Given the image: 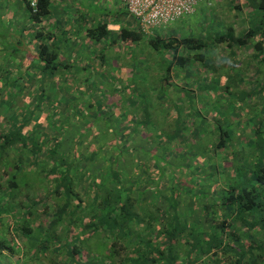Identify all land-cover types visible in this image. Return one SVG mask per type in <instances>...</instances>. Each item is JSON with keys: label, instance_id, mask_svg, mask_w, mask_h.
Segmentation results:
<instances>
[{"label": "trees", "instance_id": "obj_1", "mask_svg": "<svg viewBox=\"0 0 264 264\" xmlns=\"http://www.w3.org/2000/svg\"><path fill=\"white\" fill-rule=\"evenodd\" d=\"M25 1L37 39L42 36L52 14V1L36 0V6L32 5L33 0ZM231 1L234 11L248 15L249 27L235 37L233 26H229L222 35L212 39L213 45L227 44L233 53L234 49L250 46L253 59L264 62V0ZM165 27L157 29V36L153 37L140 29L121 26L113 38L108 24L104 23L89 28L87 35L94 43L105 41L107 47L120 41L131 48L145 39L154 50L171 53L173 59L159 87L164 91L171 85L174 66L185 69L195 62L205 61L202 52L208 43L201 38L158 34ZM53 47L45 43L39 45L35 70H41L46 78H52L62 77L69 73V69L79 67L60 64L59 50ZM97 50L104 60V68L110 61L103 49ZM93 65L101 68V64ZM95 67L87 64L82 71L92 69L93 72ZM116 87L118 85L107 100L120 104L121 96ZM230 88L229 84L224 87L228 97ZM200 89L210 88L203 86ZM71 94L67 95L65 102L53 101L56 109L51 116L45 115L44 109L39 117L32 112L30 121L25 119L22 124L19 120V124L6 127L0 134V151L14 149L18 152V158L13 161L16 171L13 178H6L8 168L0 162V168L3 167L0 174V264H10L7 262L15 257L20 262L21 249L34 251L37 247L44 254L52 249L57 254L60 251L67 259L66 264H84L77 256L85 248L94 246L107 254L106 264H264V110L253 107L247 111L246 126L242 120L234 126L219 116L210 125L209 116H205L200 123L201 131L192 127L190 133L194 137L189 140L198 138L195 145L202 150L195 154L189 148L199 165L195 173H188L194 175L191 181L188 179L192 177L186 173L177 178L187 189L181 192L174 184L170 185V177L159 169L157 183V176L147 173L137 177L135 173L131 174V170H126L127 165H123L127 160L122 155L124 147L128 152L134 150L132 138L136 137V128H133V123L142 120L143 128H146L151 122L147 106L139 118L131 116L120 127L117 124L122 120L121 116L116 119L115 104L111 105L113 112L105 108L112 113L107 118L98 115L93 123L80 124L78 117L75 120L69 114V106L76 102L75 92ZM41 95L45 100L43 91ZM251 96L242 93L239 99L245 103L252 100ZM94 104L88 107L94 109ZM99 105L98 111L106 112ZM232 105L229 106L230 111L238 109ZM39 110L38 106L36 112ZM191 114L189 120L194 124L198 116L193 118ZM49 121L54 126L59 125L54 134L45 133V129H49ZM77 121L80 127L76 128V135L68 138L67 124ZM181 122V115H178L175 126ZM241 132L246 136L239 145L236 136ZM103 135L108 141L106 139V144L97 148L95 144ZM27 162L36 170L37 166H43V177L49 181L45 194L37 199L12 195L21 192V175L23 171L27 172L24 168ZM154 167L158 168L155 164ZM205 169L211 170V174H200ZM145 171L150 172L146 166ZM12 201L20 203V206L11 204ZM6 203L11 205L7 207ZM24 203L38 208L39 218L47 221V236L32 237L34 230L26 220L33 218V212L25 210ZM16 213L24 219H15ZM48 236L52 238L50 243L46 242L50 239L45 238ZM18 237L23 238L21 244H18Z\"/></svg>", "mask_w": 264, "mask_h": 264}, {"label": "rangeland", "instance_id": "obj_2", "mask_svg": "<svg viewBox=\"0 0 264 264\" xmlns=\"http://www.w3.org/2000/svg\"><path fill=\"white\" fill-rule=\"evenodd\" d=\"M86 2H88L90 11L94 13V15H98L97 17L95 16V18H98L100 24L103 21L115 22L116 19H118L119 25L130 29L136 28L135 22L130 21L126 14L123 0H96L93 4L92 0H87ZM243 2L239 0V3ZM231 3V0H206L197 6L192 15L178 19L158 31V34L166 35L167 37H195L208 42L202 52L206 57L205 61H194V64L185 69L174 66L171 71V85L164 91L160 90L159 87L170 67V63L173 59L172 54H166L163 50H154L145 39L133 45L131 48H127L125 43L120 41L113 46L110 45L107 47L106 57L107 60L110 61V64H107L104 68L102 65L101 68H98V65L95 67L93 64H90L95 67V70L86 75L89 81L80 77V79L75 80H67L66 78L65 80L63 79V81L61 80L62 83L59 80L51 82V80L42 79V76L41 79L36 80L33 75L29 74L30 80L28 84L25 80L14 81L12 82V86L11 81L0 82L2 85L0 86V91H2V93H0V118L6 120L2 123L0 122L2 128L0 134L6 129L4 126H6L9 121H12L10 125H17V123L19 124L18 121L22 119L23 124L25 119L30 121L32 112L35 113V117L41 116V114L36 111L38 106L42 109L43 104H45L44 114L51 116L56 109L53 108V101L62 103L68 99L67 95L64 96L67 89L71 90L72 94L75 92L76 95L74 106H69L71 118L76 120L78 117L81 121L80 124H85L86 122L93 123L92 120H96L97 117H99L98 115H101V118H107V116L112 113L108 112L106 109L110 111L112 109L111 105L115 104L110 103L107 99L108 96L113 93V88L118 85L116 90L121 96L120 104H115L113 110L118 113L116 114V119L118 120L121 116L122 121L118 123L117 126H122L123 122L125 120L128 121L131 116L139 118V114H142L145 106L148 108V116L151 120L146 128H143L142 120H136L133 123V128H136V137L132 138V148L134 152H128L124 147L125 151L122 153V155L127 158L125 164H123L124 166H128L126 170H131V174L135 173L137 177L146 175L147 173L155 175L157 176V183L159 181L158 176L160 175L158 171L161 170V173H166V176L170 177L169 182L171 186L174 184L181 192L186 191L187 189L183 188L182 183L179 182L180 180L178 181L177 178L180 177V174L186 173L187 176L192 177L191 179L185 178L186 180L188 179L191 181L193 179L194 175H189L188 173H195V169L199 164L197 163V159L194 158V153L189 152V148L191 151H194L195 154L202 150L195 145L197 142L195 140L198 138L193 139L194 141L189 140L194 137L193 133H190L192 127H196V131H201L200 123L205 116H209L208 124L210 125H213L219 116L223 119H228L234 126H238L240 120H242V124L246 126V119L248 118L247 111L250 112L253 107H256L259 111L264 110V62L260 60L255 61L253 59L250 46H246L243 49H234L235 52L233 53V51L226 47L227 44L220 46L213 45L212 39L217 37V35H222L227 27L233 26L235 37H238L249 27L248 15L246 13L238 14L233 10ZM20 18L21 15L17 12V16L12 23L15 21L19 22ZM8 23L9 22L3 16V9L0 10L1 45L5 43L8 44V39L2 36L3 33H5L4 31ZM14 25H16V23L12 26ZM156 32V30L153 31L149 36L156 37ZM113 36L114 35H112V37ZM9 51L8 48L0 50V71L6 69L7 66L11 67L9 66L10 63H12V67L17 65L15 58L18 57L19 59V50L14 48L10 52ZM95 52L99 53V50H95ZM95 52H93V54ZM233 54H235V56ZM37 65L36 62L31 70H35ZM75 67L76 66H73V68ZM8 69L10 70V68ZM10 77L11 75L6 78L9 79ZM232 82L236 84L240 83V85L237 86ZM33 84L38 87H33L36 89L31 91L30 86H33ZM227 84L231 86L229 97H233V99L225 95L228 94L224 89ZM3 86H5V88H2ZM203 86H209L210 89H200V87ZM37 88H40V90L41 88L47 89V95H52L53 97L49 96L48 99L44 97L45 100H43V96L38 95L36 98L37 95H35V92L38 90ZM54 88H58L61 91H53ZM68 92L70 93V91ZM39 93L41 94V91ZM242 93H246L248 96L252 95V100L248 99L245 103L241 102L239 96H241ZM163 96H165V98H163ZM221 97L224 98L222 99ZM96 100L100 102H95ZM226 103H228L227 106H225ZM89 104H94V109L89 108ZM98 104H101L99 105L100 108L106 110V112L102 110L98 111ZM231 104H233L232 106L235 107V109H238L230 111L229 106H231ZM83 105L84 107H82ZM12 107L15 110L9 112V109ZM227 108L228 110L226 111ZM5 109L8 112L3 114ZM113 110H111V112H113ZM107 112L108 114L105 115ZM178 112L180 113L178 114ZM189 113H192L191 115L193 118L198 116L200 121L196 119V124L191 123L189 120ZM178 115H181L182 122L179 126H175L174 122ZM143 118L142 116V119ZM41 121L42 119L39 124ZM47 123L49 129H45V133L54 134L55 131H57L55 128L59 127V125L54 126L50 121ZM80 124L78 121L67 124L69 125L68 138L76 135L75 130L78 126L80 127ZM177 129L178 134L176 135ZM215 136L216 135H213V138H215ZM245 136L243 132L238 134L236 136L238 143L239 141H243ZM106 139L108 141L106 135H103L95 146L101 148L106 144ZM235 149H237V146ZM235 149L234 151H236ZM242 154L248 157V154ZM104 156L105 155H102L103 158ZM17 158L18 152L14 149L0 151L1 165L8 168V170L6 169L9 172V175L7 173L8 176L6 177L8 180L13 178L12 175L16 172L13 168V161ZM154 164L158 168L154 167ZM145 166L150 172L145 171ZM1 168L0 174L3 173ZM24 168H26L27 172L23 171L21 175V192L13 193L12 195L15 198L24 196L27 197L28 200L37 199L39 195L43 196V194H45L44 190H46L47 187L46 184L49 183V181L44 178L45 176L43 177L42 170H45L43 166H37L36 170L33 169L31 163L27 162ZM22 169L23 168H21V170ZM157 169L159 170L157 171ZM202 173L204 175H209L211 174V170L205 169L200 174ZM188 183L190 185L193 184V182ZM167 188L169 189V187ZM188 188L192 187L189 186ZM184 200L188 202L187 198H184ZM186 201L184 202L186 203ZM13 203L16 207L20 206V203L17 204L15 201H12L11 204ZM11 204L6 203L5 206L9 207ZM23 205H25V210L27 209L33 212V218L26 220L28 225L34 230L32 237L37 239L43 235L47 236V221H42L39 218L37 213L38 208L32 206L30 203H24ZM184 210H187V208ZM15 215H17L15 219L22 216L19 213ZM21 218L24 219V217ZM50 237L51 236L45 238ZM17 241L18 244H21L23 238L18 237ZM47 241H49V243L52 242V238L46 239V242ZM94 247H91V249L85 248L77 258L82 259L84 264H106L105 259L107 254H104L100 247ZM21 250V256L19 257L22 259L20 262H18L17 257H15L13 260L10 259L7 263L66 264L67 261L65 256L60 254V251L57 254L54 249L46 252V254L40 252L39 247L34 251H29L28 248ZM18 254L19 252H17V255ZM93 257H95V259H93ZM53 261L55 262L53 263Z\"/></svg>", "mask_w": 264, "mask_h": 264}, {"label": "crops", "instance_id": "obj_3", "mask_svg": "<svg viewBox=\"0 0 264 264\" xmlns=\"http://www.w3.org/2000/svg\"><path fill=\"white\" fill-rule=\"evenodd\" d=\"M51 1L52 14L46 22L47 24L45 26V29L43 30L42 36L35 39L36 28L32 26V21L30 20L26 1L0 0V10L3 9V16L9 22L5 28V33H3L2 35L3 37L8 39V44H0V50H5L8 48L11 51L16 48V50H19L20 52L19 59L18 57L15 58V61H17V65L15 67H12V63H10L9 66L11 67L7 66L6 69L0 71V82L11 81L12 86V82L14 81L25 80L28 84L30 80L29 74L33 75L36 80L41 79L42 76V79H47L49 81L53 80L54 82L58 80L63 81V79L65 80L66 78L67 80L80 79V77L87 79L86 75L90 74V72H92V69H83L84 71H82V67L84 68V66H86L87 64H104V60L101 59V55L99 53H96L95 50L103 49L105 50L104 54L107 55V46L105 45V41H103L102 43H94V41L90 40L87 35V31L89 28H94L100 25V21L98 20V18H95V16L97 17L98 15H94V13L90 11L88 2H86L87 0ZM95 1L96 0H92V4L95 3ZM17 12L21 15L20 21H15L14 23H12V21L15 20L17 16ZM129 20L131 21L130 18ZM15 23L16 25L12 26ZM104 23L108 24V30L112 32V35L114 36L117 35L118 31L121 28L118 19H116L115 22L103 21L101 24ZM42 43L48 44L49 47L54 45L53 48L59 50L58 62L60 64H66L69 66L74 64L78 65L79 67L73 70L69 69V73L62 75V77L57 76L52 78H46L44 76V73L42 74L41 70H31L34 64L38 61L36 50H38L39 45ZM93 52L95 53L93 54ZM80 65H82V67ZM8 68H10V70ZM10 75L11 77L9 79L6 78ZM0 86L2 85L0 84ZM33 87L38 86L34 84L33 86L31 85V91H34L36 89ZM2 88H5V86H3ZM37 89L38 90L35 92V95H37L36 98L38 97V95H41L39 93L40 91H43V95L45 97L48 98L50 96L47 95V89ZM54 90L57 92L61 91L58 88H54L53 91ZM68 91H70V93ZM0 93H2V91H0ZM68 94H71V90L67 89L66 95ZM44 106L45 104H43L42 109L39 110L38 113L43 112L42 110L44 109ZM13 110L15 109L12 107L9 109V112ZM6 112L8 111L5 109L3 114H5ZM20 120L22 121V119ZM4 121L6 120L0 118L1 123ZM11 122L12 121L7 122V125L4 126V128L11 126Z\"/></svg>", "mask_w": 264, "mask_h": 264}, {"label": "built area", "instance_id": "obj_4", "mask_svg": "<svg viewBox=\"0 0 264 264\" xmlns=\"http://www.w3.org/2000/svg\"><path fill=\"white\" fill-rule=\"evenodd\" d=\"M206 0H123L128 16L136 28L145 35L192 15L197 6ZM36 6V0H33Z\"/></svg>", "mask_w": 264, "mask_h": 264}]
</instances>
